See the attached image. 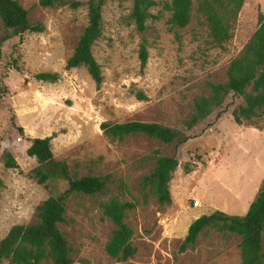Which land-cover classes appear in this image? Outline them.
Instances as JSON below:
<instances>
[{
    "label": "rangeland",
    "instance_id": "1",
    "mask_svg": "<svg viewBox=\"0 0 264 264\" xmlns=\"http://www.w3.org/2000/svg\"><path fill=\"white\" fill-rule=\"evenodd\" d=\"M15 1L43 31L25 34L19 46L18 37L0 43V87L7 90L0 93V240L15 225L35 224L37 207L66 188L61 180L39 185L30 173L37 164L26 155L27 139L50 138L54 159L65 161L73 178H107L101 193L72 194L66 201L64 221L57 227L71 264H239L241 239L229 232L206 228L193 247L183 253L179 248L197 216L214 211L246 214L264 184V111L236 125L231 113L244 100L229 93L191 130L185 122L193 115L194 101L209 95V84L226 83L229 63L264 17V0H243L231 39L221 46L212 43L195 3L189 24L172 29L170 0H153L152 17L140 34L129 17L131 0H105L101 37L92 47L103 78L99 89L85 68L65 69L87 25V0H76L81 2L78 8ZM5 35L0 24V41ZM142 39L148 58L140 70ZM17 57L20 74L11 68ZM38 73H56L59 80L35 81L32 76ZM12 114L24 136L15 132ZM128 122L155 123L180 132L187 141L176 147L142 134L117 140L100 130L102 123ZM4 152L12 155L18 169L4 167ZM156 154L175 155L178 161L168 184L171 202L163 205L143 185ZM110 200L135 204L124 223L133 232L136 251L123 263L105 252L115 229L102 211ZM193 201L200 206L195 208ZM262 248L264 252V227Z\"/></svg>",
    "mask_w": 264,
    "mask_h": 264
},
{
    "label": "trees",
    "instance_id": "2",
    "mask_svg": "<svg viewBox=\"0 0 264 264\" xmlns=\"http://www.w3.org/2000/svg\"><path fill=\"white\" fill-rule=\"evenodd\" d=\"M130 20L136 31L143 33L146 21L151 18L149 10L156 4L153 0H131ZM105 0H87V25L65 64V69L83 67L91 78L96 89L103 81L100 66L96 62L92 47L101 37V10ZM203 19L208 35L215 45L221 46L231 39L243 0H170L167 9L170 12L169 25L172 29L185 28L191 19L193 5ZM39 6L68 5L72 8L81 6L76 0H39ZM0 24L6 32L0 43L11 37H18V46L22 37L29 33H40L43 28L39 24L28 21V12L15 0H0ZM147 48L145 40H141L138 48L139 68L143 70L147 63ZM14 58L11 68L21 73ZM227 81L224 84H209V95L199 97L193 104V115L185 122L187 130H191L200 121L211 114L214 108L221 106L225 97L232 93L243 97L244 106L233 110L231 115L236 125L249 121L257 112L264 111V17H259L258 27L244 46L241 54L233 59L226 71ZM32 78L43 83H56L59 75L56 73H38ZM250 88L247 93L246 89ZM0 93H7L0 87ZM143 99V96H140ZM220 114L217 115V119ZM12 124L15 132L21 137L24 131L12 114ZM100 130L109 138L121 140L132 134H142L163 144L174 143L176 147L187 141L180 132L155 123L128 122L122 124L102 123ZM29 147L26 155L34 158L37 166L30 172L37 184L45 185L52 180L66 182V188L56 195L49 196L37 207V222L32 225H15L9 229L0 240V263L8 264H41L50 259L52 264H71L67 242L58 230L57 225L64 221L66 201L72 194L95 195L101 193L106 186L107 178L85 176L73 178L65 161L54 159L50 138H28ZM4 167L18 169L19 166L8 152L3 153ZM155 167L143 178V185L150 187L159 204L171 202L168 184L171 175L178 166L176 156L154 155ZM135 208V204L110 200L102 206L103 215L115 226L114 231L105 245L106 254L117 263L129 260L135 254L131 245L132 230L124 223L125 213ZM264 227V184L250 203L244 216H229L220 211L199 216L193 220L179 248L185 252L193 247L197 236L206 228L218 232H229L240 237L239 264H262L264 252L262 248V231Z\"/></svg>",
    "mask_w": 264,
    "mask_h": 264
},
{
    "label": "built area",
    "instance_id": "3",
    "mask_svg": "<svg viewBox=\"0 0 264 264\" xmlns=\"http://www.w3.org/2000/svg\"><path fill=\"white\" fill-rule=\"evenodd\" d=\"M193 206H194L195 208L199 207V206H200L199 201H193Z\"/></svg>",
    "mask_w": 264,
    "mask_h": 264
},
{
    "label": "crops",
    "instance_id": "4",
    "mask_svg": "<svg viewBox=\"0 0 264 264\" xmlns=\"http://www.w3.org/2000/svg\"><path fill=\"white\" fill-rule=\"evenodd\" d=\"M256 195H257V194H256ZM254 199H255V198H254ZM254 199H253V200H254ZM253 200H252V201H253ZM245 211H246V210H245ZM198 217H199V216H197L195 219H197ZM195 219H194V220H195Z\"/></svg>",
    "mask_w": 264,
    "mask_h": 264
}]
</instances>
